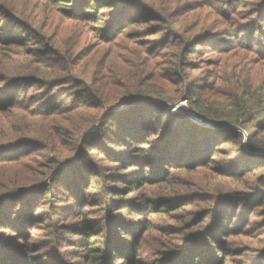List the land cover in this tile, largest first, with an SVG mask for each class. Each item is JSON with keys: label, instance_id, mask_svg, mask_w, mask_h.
I'll list each match as a JSON object with an SVG mask.
<instances>
[{"label": "trees", "instance_id": "1", "mask_svg": "<svg viewBox=\"0 0 264 264\" xmlns=\"http://www.w3.org/2000/svg\"><path fill=\"white\" fill-rule=\"evenodd\" d=\"M48 6L70 28L92 22L105 42L125 35L132 46L124 56L104 58L60 51L59 39L44 40L47 25L16 17V5L0 0L7 15L0 17V231L26 240L28 248L19 259L0 254V264H58L30 253L37 243L32 222L50 215L55 228L60 224L53 219L66 214L75 221L62 226L74 234L73 251L85 264H264L260 86L255 92L237 87L222 102L203 99L188 54L202 36L178 37L167 70L150 42L139 39L155 34L159 23L172 34L176 28L147 0H46ZM250 9L256 18L239 31L264 41V0ZM183 99L201 122L168 109ZM95 149L112 165L107 174L91 169L75 182L65 177L67 166L90 159ZM253 156L263 158L253 167L261 172L256 191L244 195L231 186L248 179ZM97 195L108 197L105 207L98 208ZM248 197L246 208L227 204ZM46 205L48 213L37 211ZM120 209L127 220L120 213L97 219V212ZM155 229L151 247L142 248ZM99 230L114 235V243L98 246Z\"/></svg>", "mask_w": 264, "mask_h": 264}, {"label": "rangeland", "instance_id": "2", "mask_svg": "<svg viewBox=\"0 0 264 264\" xmlns=\"http://www.w3.org/2000/svg\"><path fill=\"white\" fill-rule=\"evenodd\" d=\"M147 1L151 6L160 8L165 13L167 22H173V26L176 28L175 34H172L171 30L165 31V23H159V26H157L158 31L155 34L139 39L150 42L149 48H151L152 54L159 55L158 60L163 64L164 68L167 70L171 69L168 62L171 60L170 54L176 52L174 43L178 37L192 38L193 36H202L201 38L203 39H200L197 44L192 46L188 53L192 61L191 65L195 67L190 72L197 81L198 94L203 99L212 102H222L225 100L226 94L235 92L237 87L240 88V91L250 90L255 92L257 90L255 87L260 86L262 91L261 98H264V41L257 37L253 43L247 35H242L243 33L239 31L238 27V25L245 24L248 20L256 18V15L252 14L250 9L254 0H242V2H240L241 0H236L230 5H226L224 0ZM9 2L16 5L18 11V13L14 14L16 17L28 22L36 20L39 25H47L45 29L47 35L44 40L50 42L54 39H59L57 44L60 51L71 49L72 54H100L99 57L104 58L106 54L124 56V54H128L124 48L132 46L129 37L125 35L120 36L114 43L105 42L99 37L98 32L93 29L92 22L77 23V28L68 27L67 24L69 22L64 17L55 11L48 12L50 8L49 6L45 8L46 0H9ZM44 12L47 13V17ZM0 17L7 18V15L1 12ZM138 30L144 31L142 27L138 28ZM60 32L65 35L62 36ZM25 36L28 37L29 35ZM29 37L31 38L32 36ZM131 54H135V52ZM126 108L128 107L124 106L122 109ZM168 109L173 113L186 114L189 118L200 122L196 119L197 116L190 109L189 101L186 99L181 100L176 105L168 106ZM77 144L82 143L78 141ZM114 150H118V148L114 147ZM100 158L99 151L95 149L91 153L90 159H84L67 166L64 171L65 177L75 182L80 180V175L91 169L100 175L107 174L112 165ZM249 160L246 166V168L251 169L250 175L247 176L248 179L244 180L242 185H237V182H235L231 186L232 190L244 192V195L252 194L256 191L254 181H257L261 171L258 169L254 171L253 167L256 163L262 161L263 158L261 156H253ZM51 189L54 190V188ZM58 196L61 197L60 195ZM94 199L97 200V204L102 205L98 208L105 207L108 202V197L103 195L94 196ZM248 200L249 197L237 200L232 198L227 204L231 203L232 205L239 202L241 208H246ZM57 201L59 200L57 199ZM38 208L37 211L48 213L47 205ZM257 210L258 212H263L260 208H253L254 212ZM117 213L120 214L117 216ZM126 213L122 209L110 213L104 210L97 212L96 216L100 220H104L106 215L117 216L127 220L128 215H125ZM123 215L126 217H123ZM117 217L111 219L110 231H114L117 228ZM50 218V215H47L43 222H32V224H35L32 227L36 228L33 229L31 240H35L37 243L29 249L30 253L42 254L47 259H55L58 264H85L82 261L84 257L80 253L73 251L75 244L74 234L69 233L67 226H62V224L75 221L74 216L66 214L65 216H59L58 219H53L55 223L59 222L60 224L56 225L55 228L51 227L52 221L49 220ZM235 220L240 222L241 219L235 218ZM156 232L157 230L155 229L153 233L146 235L141 240L142 248L151 247ZM0 233L4 237L0 239V254L6 255L10 259H19L22 256L23 249H28L26 240L18 238L15 241L14 238L18 236L9 235L10 232L6 229H2ZM113 236L109 231L99 230L96 236L98 246H101L106 241L114 243ZM56 237H62V239H59L60 241L58 242L55 240ZM133 240H136L135 237L126 245L133 243ZM120 242L122 244V241ZM116 243L118 242L116 241ZM122 245L125 244L123 243ZM55 252L60 257L55 255Z\"/></svg>", "mask_w": 264, "mask_h": 264}, {"label": "built area", "instance_id": "3", "mask_svg": "<svg viewBox=\"0 0 264 264\" xmlns=\"http://www.w3.org/2000/svg\"><path fill=\"white\" fill-rule=\"evenodd\" d=\"M196 119L200 120L198 117H196Z\"/></svg>", "mask_w": 264, "mask_h": 264}, {"label": "water", "instance_id": "4", "mask_svg": "<svg viewBox=\"0 0 264 264\" xmlns=\"http://www.w3.org/2000/svg\"><path fill=\"white\" fill-rule=\"evenodd\" d=\"M199 118V117H198ZM200 119V118H199ZM200 122L202 121L201 119L199 120Z\"/></svg>", "mask_w": 264, "mask_h": 264}]
</instances>
